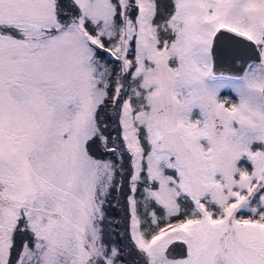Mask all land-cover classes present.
Masks as SVG:
<instances>
[{"label":"snow or ice","instance_id":"obj_1","mask_svg":"<svg viewBox=\"0 0 264 264\" xmlns=\"http://www.w3.org/2000/svg\"><path fill=\"white\" fill-rule=\"evenodd\" d=\"M0 264H264V0H0Z\"/></svg>","mask_w":264,"mask_h":264},{"label":"trees","instance_id":"obj_2","mask_svg":"<svg viewBox=\"0 0 264 264\" xmlns=\"http://www.w3.org/2000/svg\"><path fill=\"white\" fill-rule=\"evenodd\" d=\"M110 214L113 215L117 219L120 218V216L122 215L121 212L116 211V210H111V209H110Z\"/></svg>","mask_w":264,"mask_h":264},{"label":"water","instance_id":"obj_3","mask_svg":"<svg viewBox=\"0 0 264 264\" xmlns=\"http://www.w3.org/2000/svg\"><path fill=\"white\" fill-rule=\"evenodd\" d=\"M223 70V69H222ZM177 252H179V249L177 250Z\"/></svg>","mask_w":264,"mask_h":264},{"label":"rangeland","instance_id":"obj_4","mask_svg":"<svg viewBox=\"0 0 264 264\" xmlns=\"http://www.w3.org/2000/svg\"><path fill=\"white\" fill-rule=\"evenodd\" d=\"M122 213V212H121Z\"/></svg>","mask_w":264,"mask_h":264}]
</instances>
